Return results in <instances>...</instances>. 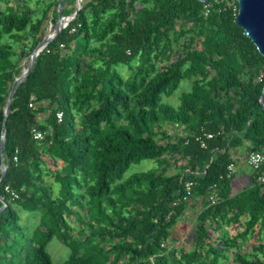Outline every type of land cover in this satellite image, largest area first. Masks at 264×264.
Returning a JSON list of instances; mask_svg holds the SVG:
<instances>
[{
    "label": "trees",
    "instance_id": "trees-1",
    "mask_svg": "<svg viewBox=\"0 0 264 264\" xmlns=\"http://www.w3.org/2000/svg\"><path fill=\"white\" fill-rule=\"evenodd\" d=\"M58 3L0 0V142L13 83ZM63 6L71 15L76 0ZM238 9L236 0H81L12 102L0 264H56L47 250L55 237L70 248L62 264H224L229 254L231 264H264V181L253 171L235 192V173L227 176L234 150L248 161L264 145V56L235 23ZM183 81L191 89L179 105L163 101ZM33 126L47 132L42 141ZM143 160L157 165L127 175ZM21 209L40 214L31 233ZM191 211L188 249L176 227Z\"/></svg>",
    "mask_w": 264,
    "mask_h": 264
},
{
    "label": "water",
    "instance_id": "water-1",
    "mask_svg": "<svg viewBox=\"0 0 264 264\" xmlns=\"http://www.w3.org/2000/svg\"><path fill=\"white\" fill-rule=\"evenodd\" d=\"M64 0H59L58 3V19L54 27L44 36L34 48L33 52L28 58V64L23 69V73L17 77L13 83L10 91L5 112L2 127V136L0 142L1 152V176L0 184L6 179L9 167L6 164L5 159V146H6V134H7V120L11 111L12 102L15 94L20 85L26 81L30 73L33 71L37 57L41 51H43L51 42L56 40L60 33L66 28L69 23L76 18L78 12L81 9V0H76V10L71 15L64 14ZM202 2H210L211 0H200ZM238 1V13L235 18V23L244 29V32L248 37L251 38L253 43L256 45L259 52L264 56V0H237ZM264 108V86L261 96L257 99ZM0 200L2 206L0 207V213L8 206L7 199L0 193Z\"/></svg>",
    "mask_w": 264,
    "mask_h": 264
},
{
    "label": "rangeland",
    "instance_id": "rangeland-1",
    "mask_svg": "<svg viewBox=\"0 0 264 264\" xmlns=\"http://www.w3.org/2000/svg\"><path fill=\"white\" fill-rule=\"evenodd\" d=\"M12 5H16L15 2L12 3ZM51 16L49 17V20L44 24L45 28V35L54 27V24L51 21ZM28 58L25 59V67L28 64ZM24 67V68H25ZM118 69L125 75L128 76L130 74V69L128 68L127 65H120ZM191 89V85L189 86L185 81L182 82L180 87L170 96H164L163 101L169 102L171 104H174L175 106L179 105L180 103V96L183 94V92L189 91ZM243 149L238 148L237 150L233 151V155L235 158H237V162L235 165V178L232 181V187L235 192H239L243 190L245 187H247L250 182H251V175L253 173V168L252 166L246 161L243 157ZM157 165L155 160H143L139 164L133 165V167L129 170L127 175L131 174L132 172H140V171H145L149 170L150 168H153ZM175 171V170H174ZM170 171L169 173H172ZM20 214V224L28 231V232H33L35 228L39 225V219H40V214L33 213V212H28L25 211L24 209L19 210ZM195 212H190L188 217H183L181 220L180 225L176 227V233L181 237L180 242L177 245H185L188 249H191L193 246L188 239V236L182 232V229H185L187 232L189 229L192 228L194 222H195ZM74 225V224H73ZM236 227H229L227 228V233L229 235H232L235 231ZM258 238V235H254V237L250 240L251 243L249 245L243 244L244 250L249 249L251 250V245L256 242V239ZM260 239L264 240V234L260 237ZM242 243L243 241L240 240ZM47 250L51 254L53 261L56 264H62L64 263L68 255L70 253V248L69 246L61 239L58 237H55L51 242L48 243L47 245ZM230 255V262L227 263L225 262L224 264H231L233 255Z\"/></svg>",
    "mask_w": 264,
    "mask_h": 264
},
{
    "label": "built area",
    "instance_id": "built-area-1",
    "mask_svg": "<svg viewBox=\"0 0 264 264\" xmlns=\"http://www.w3.org/2000/svg\"><path fill=\"white\" fill-rule=\"evenodd\" d=\"M216 1L218 2V0H216ZM234 2H235V0H233V3ZM208 11H209V9H207V12ZM61 49H63V51H65L66 46L64 44H61ZM259 80H263V75H261L259 77ZM36 106H37V97L32 95L30 97V100H29V107L35 108ZM41 117L42 116H40V118ZM57 118H58L59 122H61L63 120V112H58ZM31 133L33 135V138L37 141H42L46 137V134H47L46 131L41 130L38 126H33ZM204 135L207 138H212L214 136L213 133H205ZM202 145L206 146L204 141L202 142ZM16 152L18 153V150ZM15 160H18L17 155L15 156ZM248 163L252 166L253 170L259 174L258 179L263 182L264 181V174L260 173V171H261L263 163H264V145L261 147L260 150L250 153V155L248 157ZM234 173H235V163H231L228 166L227 176L231 177ZM0 176H1V167H0ZM2 184H3V182L0 184V186ZM185 187H186V195L184 196V199L187 200V199H189V196L191 194L193 182L186 183ZM4 190L10 195V197L12 199H18L20 197L19 192L16 191L15 189H13L10 184H6L4 186ZM217 199H218V195L213 194V193L210 194V196L208 198V200L211 201L212 203H215Z\"/></svg>",
    "mask_w": 264,
    "mask_h": 264
},
{
    "label": "crops",
    "instance_id": "crops-1",
    "mask_svg": "<svg viewBox=\"0 0 264 264\" xmlns=\"http://www.w3.org/2000/svg\"><path fill=\"white\" fill-rule=\"evenodd\" d=\"M24 64H25V61H23L22 65H24Z\"/></svg>",
    "mask_w": 264,
    "mask_h": 264
}]
</instances>
